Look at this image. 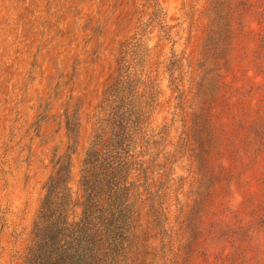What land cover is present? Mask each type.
I'll use <instances>...</instances> for the list:
<instances>
[{
    "label": "rangeland",
    "instance_id": "1",
    "mask_svg": "<svg viewBox=\"0 0 264 264\" xmlns=\"http://www.w3.org/2000/svg\"><path fill=\"white\" fill-rule=\"evenodd\" d=\"M156 4L0 0V264H24L44 185L66 162L80 199L124 52L156 92L140 247L125 264H264V0Z\"/></svg>",
    "mask_w": 264,
    "mask_h": 264
},
{
    "label": "trees",
    "instance_id": "2",
    "mask_svg": "<svg viewBox=\"0 0 264 264\" xmlns=\"http://www.w3.org/2000/svg\"><path fill=\"white\" fill-rule=\"evenodd\" d=\"M134 67L124 52L99 103L80 164V199L72 193L67 162L47 179L24 264H125L139 249V176L153 145L147 128L156 92H142L145 84Z\"/></svg>",
    "mask_w": 264,
    "mask_h": 264
}]
</instances>
